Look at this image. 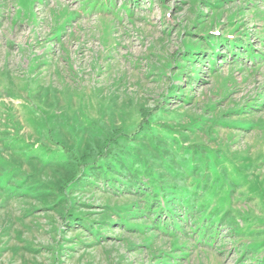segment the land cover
<instances>
[{"label":"rangeland","instance_id":"1","mask_svg":"<svg viewBox=\"0 0 264 264\" xmlns=\"http://www.w3.org/2000/svg\"><path fill=\"white\" fill-rule=\"evenodd\" d=\"M109 142L216 242L80 186ZM0 264H264V0H0Z\"/></svg>","mask_w":264,"mask_h":264},{"label":"trees","instance_id":"2","mask_svg":"<svg viewBox=\"0 0 264 264\" xmlns=\"http://www.w3.org/2000/svg\"><path fill=\"white\" fill-rule=\"evenodd\" d=\"M237 47L242 51V44H239ZM112 145H115V143L111 145L110 142L108 144L104 143L102 144L103 147H100V149L98 147H94L92 154L84 152V159L91 157L87 160L92 161V167L89 171V175L85 177L82 176L83 178L80 177V181H78L79 184L80 182L82 183L80 186H86L88 184L96 185L97 183L105 182L107 189H113L116 183H121L123 186H125V189H123L124 192L127 193L128 191L133 190V192H136V194L139 196V206L135 205L133 209L136 208L135 212L139 216L141 214V219H145L146 221L148 220L150 222L148 228L149 230H152L150 228H153V230L155 228H159L158 231H160L163 235L170 234V236H175L176 232L188 227L192 229L191 234H194L192 238L196 240V242L201 244V242L206 239L207 242L211 240L210 245H213L216 242V229L220 222L218 221L215 224L208 226L210 230L214 231L212 234H207L206 236V224L210 219L207 215L203 216L207 217V219L204 218L203 220L201 219L197 222V213L200 211H197V197L194 196V194L188 198H175L173 195L174 192L172 190L181 188V182H172L171 185H166L167 187L163 186L160 191H157L158 193L153 190L151 191V189L148 187L150 184L154 185L156 182L159 185H162L167 183V181H165L166 179L160 181L157 177H154L153 174L146 172L145 169H140L138 166V159L129 158L130 154L126 148L121 149V151H114L111 149L108 151L109 147L111 148ZM153 158L154 155L152 159ZM148 160L150 161V165L146 168H155L156 166H152V164H154V160ZM91 161H86V163L88 164ZM70 162L71 159H68L67 164H70ZM117 180H119V182ZM164 189L167 190V192L164 191ZM151 201H154L153 204L155 206L151 203ZM175 201L178 203L175 204ZM153 212H155V214H153ZM209 213L210 212L207 214ZM182 217L184 218V220L181 221L183 225H181L182 227H178L179 219ZM75 218L76 220H73ZM73 219L71 220L72 223L75 222L80 229L94 236L97 240L100 238V236H102V229L96 221H93L92 219H86V217L82 215H76L73 217ZM107 221L113 222L111 219ZM115 222L117 224V221ZM118 224H120V222ZM121 224L124 226V221L121 222ZM68 226L70 227L72 224H69ZM198 233H201L200 242L194 238Z\"/></svg>","mask_w":264,"mask_h":264}]
</instances>
